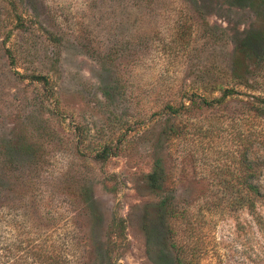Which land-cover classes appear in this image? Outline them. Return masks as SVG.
Segmentation results:
<instances>
[{
  "label": "rangeland",
  "instance_id": "1",
  "mask_svg": "<svg viewBox=\"0 0 264 264\" xmlns=\"http://www.w3.org/2000/svg\"><path fill=\"white\" fill-rule=\"evenodd\" d=\"M180 255L264 264V0H0V264Z\"/></svg>",
  "mask_w": 264,
  "mask_h": 264
},
{
  "label": "trees",
  "instance_id": "2",
  "mask_svg": "<svg viewBox=\"0 0 264 264\" xmlns=\"http://www.w3.org/2000/svg\"><path fill=\"white\" fill-rule=\"evenodd\" d=\"M34 79H37L39 81H43L44 77L39 76V75H34L33 77ZM108 152H104V155H101V158L105 159L106 156H108ZM254 174V171H252L250 168L246 167L244 169V173L242 174L241 178H242V183L244 184L241 190V196L244 199V203L247 204L250 207H253L255 202L258 201L263 195L261 194L259 187L256 184H253L251 182V178ZM159 176H160V167L159 165H155L153 170L148 173L147 178L149 180V183L152 184L153 187H156V183L159 180ZM162 205L164 207V211H167V200L163 199L162 201ZM169 212V211H168ZM168 214V213H166ZM170 214V212H169ZM168 214V215H169ZM187 263L186 259L183 258L181 255L177 257V260L174 262V264H185Z\"/></svg>",
  "mask_w": 264,
  "mask_h": 264
}]
</instances>
